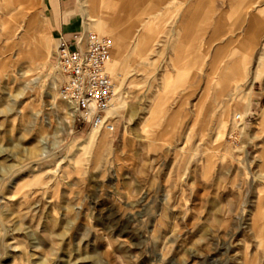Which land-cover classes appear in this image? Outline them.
I'll list each match as a JSON object with an SVG mask.
<instances>
[{
    "label": "rangeland",
    "instance_id": "1",
    "mask_svg": "<svg viewBox=\"0 0 264 264\" xmlns=\"http://www.w3.org/2000/svg\"><path fill=\"white\" fill-rule=\"evenodd\" d=\"M60 1L0 0V264H264V0ZM83 8L122 99L93 138L53 62Z\"/></svg>",
    "mask_w": 264,
    "mask_h": 264
},
{
    "label": "built area",
    "instance_id": "2",
    "mask_svg": "<svg viewBox=\"0 0 264 264\" xmlns=\"http://www.w3.org/2000/svg\"><path fill=\"white\" fill-rule=\"evenodd\" d=\"M112 49L110 38L93 32L57 38L53 62L61 77L59 100L73 109L74 120L88 128H114L106 115L116 98L115 79L107 70Z\"/></svg>",
    "mask_w": 264,
    "mask_h": 264
},
{
    "label": "crops",
    "instance_id": "3",
    "mask_svg": "<svg viewBox=\"0 0 264 264\" xmlns=\"http://www.w3.org/2000/svg\"><path fill=\"white\" fill-rule=\"evenodd\" d=\"M91 1L93 2L94 0H87V3H90ZM10 2H11L10 6L13 8L12 10H17L19 12V15L25 14L27 10L34 9V7L36 6V5L32 4V0H18V1L17 0H10ZM58 3L61 6V1L60 0H59ZM128 6H130L129 3L124 2V0H120L119 7H120V11L121 12H125V10L127 9ZM78 12L80 13V16H81L80 19H81L82 30H83V33H85V34L86 33H90L92 31H95L97 33H101V32H105L104 29H107L108 27L114 28V25L110 24V23H109L108 26H105L104 24L102 25V20L101 19H99V20L94 19L90 15L89 10L86 9V8H83L82 10H80ZM113 20L115 21V23H114L115 26H117L120 23V21H119L120 19L116 18V19H113ZM101 25L103 26V30L104 31H101V29H102ZM73 33H75V32H73ZM73 33H71L70 35L69 34H60V35H63L65 37H70ZM114 37L118 41L123 40L120 35L114 36ZM47 42H48V39L44 38L43 42L42 43H38V45L43 50L47 51V47H48L47 46Z\"/></svg>",
    "mask_w": 264,
    "mask_h": 264
},
{
    "label": "bare ground",
    "instance_id": "4",
    "mask_svg": "<svg viewBox=\"0 0 264 264\" xmlns=\"http://www.w3.org/2000/svg\"><path fill=\"white\" fill-rule=\"evenodd\" d=\"M18 1V0H17ZM25 3V2H24ZM20 4V3H19ZM18 4V5H19ZM87 17V16H86ZM83 34H85V33H83ZM111 40V39H110ZM112 41V40H111ZM112 44H113V42H112ZM30 49H31V53H30V55H32V58H38V57H41L42 55H46L47 56V51H45V50H43L39 45H38V43H31V45H30ZM112 52H113V49H112ZM112 52H111V57H112ZM115 55L116 54H114V57H115ZM110 61H111V58H110V60H109V62H108V64H107V70H108V65L110 64ZM113 63V62H112ZM113 64H111V66H112ZM108 72H109V70H108ZM113 74V73H112ZM117 87V86H116ZM117 100L119 101L118 103H119V105H121L122 103V99L120 98V97H118V92H117V88H116V98H115V105H114V107L112 108V109H110L108 112H107V117L108 118H110L111 119V116H112V113L113 112H115V114L118 112L117 110H118V108L119 107H116V105H117ZM122 106V105H121ZM69 114V113H68ZM73 116H74V114H73V109H71V112H70V117L71 118H73ZM112 120V119H111ZM91 130H90V132H89V138H93V137H96V134H95V132H98V131H106L107 132V130H105V129H103V128H99V129H96V128H90ZM98 130V131H97ZM99 144H100V142L102 143L103 142V140L100 138L99 140Z\"/></svg>",
    "mask_w": 264,
    "mask_h": 264
}]
</instances>
